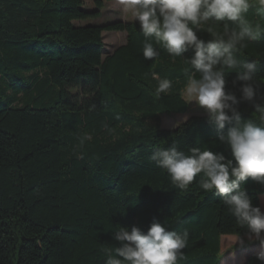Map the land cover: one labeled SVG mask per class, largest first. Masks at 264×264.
<instances>
[{"label": "trees", "instance_id": "16d2710c", "mask_svg": "<svg viewBox=\"0 0 264 264\" xmlns=\"http://www.w3.org/2000/svg\"><path fill=\"white\" fill-rule=\"evenodd\" d=\"M93 4L87 12L84 0H0V264H105L120 226L146 232L154 219L189 233L177 264H221V238L245 230L218 195L200 187L202 174L181 190L150 160L172 146L231 158L206 114L174 130L160 127L162 114L189 109L186 60L194 50L173 58L150 41L159 55L146 60L135 20L76 23L102 16L104 2ZM245 18L264 33L254 8ZM223 23L208 26L222 32ZM208 26L194 29L205 42ZM106 31L125 33L126 41L104 55ZM238 58L257 62L256 96L237 105L247 120L257 115L253 103L264 102V34ZM236 75L225 71V91L239 98ZM165 78L172 87L157 95ZM243 187L264 210V185L249 179ZM245 264L261 262L251 254Z\"/></svg>", "mask_w": 264, "mask_h": 264}, {"label": "clouds", "instance_id": "9594fccd", "mask_svg": "<svg viewBox=\"0 0 264 264\" xmlns=\"http://www.w3.org/2000/svg\"><path fill=\"white\" fill-rule=\"evenodd\" d=\"M126 11L139 24L145 37L143 57L152 60L159 55L157 45L175 58L189 48L194 55L187 59L189 68L184 95L188 103L194 102L206 113L217 129V140L227 146L231 158L221 152L192 148L190 154L175 146L157 149L150 160L167 171L171 182L186 190L202 174L200 187L214 192L234 217L244 235L236 236L235 245L258 242L256 259L264 264V210L254 206L243 185L251 179L264 185V102L253 103L254 118L242 120L237 105L251 102L256 96L257 62H244L238 53L247 42L258 41L260 26H253L245 18L250 8L264 16V0H119ZM223 23L222 32L214 31L210 24ZM235 25L230 27L229 23ZM211 39L198 38L196 30L205 29ZM235 70L233 81L242 82L240 96L225 91V71ZM194 73H199L197 78ZM154 78H158L154 74ZM169 79H160L157 95L168 93ZM259 120V124L256 123ZM226 124H231L225 132ZM189 233L169 230L163 223L153 220L146 232L132 226L119 228L113 239L119 243L115 255H109L105 264H177L187 246Z\"/></svg>", "mask_w": 264, "mask_h": 264}, {"label": "rangeland", "instance_id": "374dc122", "mask_svg": "<svg viewBox=\"0 0 264 264\" xmlns=\"http://www.w3.org/2000/svg\"><path fill=\"white\" fill-rule=\"evenodd\" d=\"M104 2V8L102 10V16L98 19L87 20L83 22H76L82 26H101L118 21H132V15L130 11H126L119 3V0H102ZM83 10L87 12H93L96 10L93 0H84ZM103 42L105 45L104 55L112 53L117 47L123 45L126 41L125 33L118 32H103ZM185 97V95H184ZM186 99V98H185ZM187 101V100H186ZM206 113L202 108L197 106L194 102L189 103V109L184 114H162L160 127L164 130H174L181 124L188 121L193 116H204ZM224 243V240L221 241ZM253 244L245 242V247H251ZM234 249H240L241 246L234 244ZM253 247V246H252ZM221 255L223 260L226 258V249L221 248ZM222 260V261H223ZM222 263V262H221Z\"/></svg>", "mask_w": 264, "mask_h": 264}, {"label": "crops", "instance_id": "0c3cea01", "mask_svg": "<svg viewBox=\"0 0 264 264\" xmlns=\"http://www.w3.org/2000/svg\"><path fill=\"white\" fill-rule=\"evenodd\" d=\"M134 21V19L132 20ZM264 198V195L260 197ZM261 205V202H260ZM263 210V209H262ZM224 240V243H220V249H226V258L222 261L221 264H245L247 258L251 254H256V252L259 250L260 245L256 244V242H253L251 247H241L240 249H234V244L236 241V236H223L221 238V241Z\"/></svg>", "mask_w": 264, "mask_h": 264}]
</instances>
